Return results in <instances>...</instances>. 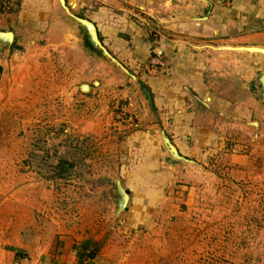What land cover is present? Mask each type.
I'll use <instances>...</instances> for the list:
<instances>
[{
	"label": "rangeland",
	"instance_id": "obj_1",
	"mask_svg": "<svg viewBox=\"0 0 264 264\" xmlns=\"http://www.w3.org/2000/svg\"><path fill=\"white\" fill-rule=\"evenodd\" d=\"M99 5L0 0V264H264V114L180 154L127 111L137 74L87 46Z\"/></svg>",
	"mask_w": 264,
	"mask_h": 264
},
{
	"label": "crops",
	"instance_id": "obj_2",
	"mask_svg": "<svg viewBox=\"0 0 264 264\" xmlns=\"http://www.w3.org/2000/svg\"><path fill=\"white\" fill-rule=\"evenodd\" d=\"M98 1L99 7L84 10L83 17L117 65L137 74L131 75L132 87L121 92L133 100L127 111L138 106L143 116L155 109L161 137L168 136L180 154L197 158L217 142L221 135L210 121L245 126L264 114V0ZM82 25L95 47L89 25ZM155 46L165 67L151 72L146 68ZM148 136L155 150V134ZM18 248V254H9L23 255Z\"/></svg>",
	"mask_w": 264,
	"mask_h": 264
},
{
	"label": "built area",
	"instance_id": "obj_3",
	"mask_svg": "<svg viewBox=\"0 0 264 264\" xmlns=\"http://www.w3.org/2000/svg\"><path fill=\"white\" fill-rule=\"evenodd\" d=\"M155 33H157V31H155ZM153 50L155 51V53H154V61H152L151 62V67H152V69H154V70H161V69H163L164 67H165V61H164V59L162 58V55H161V53H160V51H158V49H157V51H156V46L155 47H153ZM155 66V67H154ZM154 67V68H153ZM146 70L147 71H152L151 69H150V65H148V67L146 68Z\"/></svg>",
	"mask_w": 264,
	"mask_h": 264
},
{
	"label": "water",
	"instance_id": "obj_4",
	"mask_svg": "<svg viewBox=\"0 0 264 264\" xmlns=\"http://www.w3.org/2000/svg\"><path fill=\"white\" fill-rule=\"evenodd\" d=\"M81 21H82L83 23L89 25V28H90V30H91V37H92L93 41H94L96 44H98L99 46H101L100 43H98L97 35H96L95 29H94L92 23H90V22H88V21H84V20H81ZM262 50H263V49H262ZM262 50H260V51H262ZM262 52H263V51H262ZM87 86H88V85L84 84V85L81 86V89L84 90V89L87 88ZM88 87H89V86H88ZM164 141H165L166 143H168V148H169L170 150H172L173 153L177 154V150H176L175 147L169 142V140H168L167 138H164Z\"/></svg>",
	"mask_w": 264,
	"mask_h": 264
},
{
	"label": "trees",
	"instance_id": "obj_5",
	"mask_svg": "<svg viewBox=\"0 0 264 264\" xmlns=\"http://www.w3.org/2000/svg\"><path fill=\"white\" fill-rule=\"evenodd\" d=\"M86 44H87V46H88L89 48L91 47L90 43L86 42ZM18 252H19L18 250H15V253H16V254H18Z\"/></svg>",
	"mask_w": 264,
	"mask_h": 264
}]
</instances>
